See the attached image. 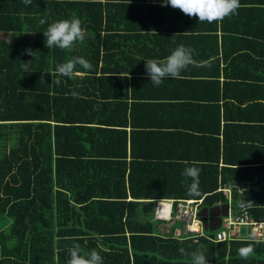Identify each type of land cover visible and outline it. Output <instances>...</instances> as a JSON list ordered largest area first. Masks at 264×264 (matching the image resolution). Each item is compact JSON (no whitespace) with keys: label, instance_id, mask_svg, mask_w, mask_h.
<instances>
[{"label":"trees","instance_id":"16d2710c","mask_svg":"<svg viewBox=\"0 0 264 264\" xmlns=\"http://www.w3.org/2000/svg\"><path fill=\"white\" fill-rule=\"evenodd\" d=\"M240 5L208 23L161 0H0V264H67L74 243L104 264H264V241L175 238L153 220L158 200L213 206L223 189L264 219V0ZM72 18L85 42L48 49V24ZM181 44L194 63L153 86L144 60ZM27 48L41 55L23 69ZM75 56L93 70L52 83Z\"/></svg>","mask_w":264,"mask_h":264},{"label":"clouds","instance_id":"9594fccd","mask_svg":"<svg viewBox=\"0 0 264 264\" xmlns=\"http://www.w3.org/2000/svg\"><path fill=\"white\" fill-rule=\"evenodd\" d=\"M31 2L32 0H23L25 6L29 5ZM161 2L162 5H171L174 8L180 9L189 17L195 16L199 22L206 21L208 23L213 21L219 22L225 17L235 15L241 6L240 0H161ZM41 23H44V21H41ZM42 33L45 38L44 44L48 49L55 47L71 51L76 44L84 43L86 40L85 30L81 26V21L78 18L54 21L48 24L46 31ZM25 54L32 57V59L21 64L23 69L30 67L31 62L34 61L38 55H41L38 50L33 51L31 48L25 49L22 55ZM194 55L195 50L193 48L181 44L173 49L163 60H144L145 73L149 77V80L153 86H159L165 79L179 78L182 72L186 70L189 65L194 63ZM79 69L91 71L93 70V65L83 56H75L66 62L57 64L55 71L59 74V76L54 81L52 79V83L59 85L61 83L59 77L73 78ZM71 94L73 97L78 96L76 91H73ZM200 171L201 169L199 167L191 165L186 166L181 172L183 177L191 178V183L187 188V192L190 196L200 195ZM223 191L226 193L229 199L228 202H226L229 204V211H231L233 214H236L232 209L229 189H223ZM203 206L204 203L202 207ZM240 206L244 207L245 205L241 204ZM156 223L163 224L164 232L162 233L160 231L162 234L168 233L172 227L181 228L178 225L169 227V225H166L163 222L156 221ZM165 225L167 226V229ZM204 232L206 231L204 230ZM244 233L245 230L243 231V234ZM240 240L251 239L246 237ZM180 251L183 252L184 249H180ZM237 251L238 255L243 259H248L254 254V248L251 244L241 246ZM191 262L192 264H209V259L206 258L203 252H193L191 253ZM67 264H104V261L100 252H98L96 249L85 251L80 244L74 243L69 249V259L67 260Z\"/></svg>","mask_w":264,"mask_h":264},{"label":"built area","instance_id":"2783aa9c","mask_svg":"<svg viewBox=\"0 0 264 264\" xmlns=\"http://www.w3.org/2000/svg\"><path fill=\"white\" fill-rule=\"evenodd\" d=\"M93 1L102 2L104 0ZM204 198L203 196L200 199L158 200L154 220L163 222L169 225V227L180 226L181 228L176 227L174 230L175 238L183 239L205 236L203 224L199 217V211L204 203ZM244 230L245 233L243 234ZM246 237L251 240L264 241V219L255 220L244 209L238 214H233L229 211L228 216L223 219L221 227L216 231L215 236L209 238L219 243L240 240Z\"/></svg>","mask_w":264,"mask_h":264},{"label":"water","instance_id":"95a60500","mask_svg":"<svg viewBox=\"0 0 264 264\" xmlns=\"http://www.w3.org/2000/svg\"><path fill=\"white\" fill-rule=\"evenodd\" d=\"M228 211V203H220L213 206L204 205L199 211L204 230L206 232L217 231L221 227L223 219L227 217Z\"/></svg>","mask_w":264,"mask_h":264},{"label":"crops","instance_id":"0c3cea01","mask_svg":"<svg viewBox=\"0 0 264 264\" xmlns=\"http://www.w3.org/2000/svg\"><path fill=\"white\" fill-rule=\"evenodd\" d=\"M157 226H158L159 230H160L161 228H164L163 224H161V223H157ZM165 227H166V229H167V226H166V225H165ZM204 237H207V238H208V232H205V236H204Z\"/></svg>","mask_w":264,"mask_h":264},{"label":"rangeland","instance_id":"374dc122","mask_svg":"<svg viewBox=\"0 0 264 264\" xmlns=\"http://www.w3.org/2000/svg\"><path fill=\"white\" fill-rule=\"evenodd\" d=\"M164 228H161L160 231L163 232Z\"/></svg>","mask_w":264,"mask_h":264}]
</instances>
